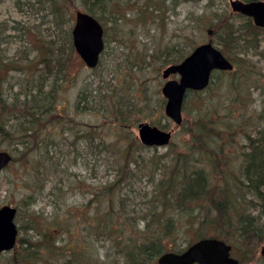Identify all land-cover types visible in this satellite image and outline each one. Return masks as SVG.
I'll return each mask as SVG.
<instances>
[{
    "label": "rangeland",
    "instance_id": "1",
    "mask_svg": "<svg viewBox=\"0 0 264 264\" xmlns=\"http://www.w3.org/2000/svg\"><path fill=\"white\" fill-rule=\"evenodd\" d=\"M68 1L65 10L71 20L65 17L60 26L46 0H0V93L10 105L4 109L9 114L6 122L14 131L25 118L37 119L24 144L0 138V150L15 157L0 175V206L17 207L19 229L15 247L0 253V264L16 256L21 241L33 245L29 240L38 243L44 232L54 236L56 248H43L47 256L42 262L24 264H125L129 249L138 248L149 236L156 239L163 215H175L177 226L175 239L170 237L162 252L184 249L199 239L200 232L214 236L233 229L223 222L218 225L216 218L200 228L192 218L196 206L192 212L175 199L168 201L167 188L162 187L156 199L151 196L153 178L159 182L171 173L166 182L178 183L187 163L205 168L215 182L208 187V194L209 188L216 190L214 204L222 198L221 188L230 186L228 197L245 195L239 211L246 206L247 212L263 213L264 221L259 199L251 204L254 197L239 192L231 180L240 175L247 131L255 134L262 125L257 117L264 112V29L258 34V47L248 50L246 57L254 67L240 80V91L230 92L215 71V92H206V104L203 92H189L177 127L164 113L163 69L180 53L186 56L209 39L222 50L221 34L213 24L222 16L240 26L246 16L234 17L229 0H111L100 17L105 49L98 65L90 68L70 48L75 12L85 7L81 0ZM42 48L50 55L49 66L43 62ZM140 122L174 128L171 142L142 147ZM199 136L204 154L191 151ZM201 155L204 161H199ZM214 165L220 168L216 171ZM221 171L230 178L225 184ZM204 203L199 212L216 217L210 212L213 201ZM232 238L239 241L231 244L240 264H264V232L246 240Z\"/></svg>",
    "mask_w": 264,
    "mask_h": 264
},
{
    "label": "trees",
    "instance_id": "2",
    "mask_svg": "<svg viewBox=\"0 0 264 264\" xmlns=\"http://www.w3.org/2000/svg\"><path fill=\"white\" fill-rule=\"evenodd\" d=\"M49 3V9L50 14L54 17L55 23L58 25H62L64 18L66 17L68 20V23H70L71 15H66V7L69 4V1L67 0H46ZM82 4L85 7V11L95 15L99 20L102 16V13L105 11V6H109L111 0H81ZM112 11V10H110ZM234 17H241L242 15L236 13L233 15ZM232 16V17H233ZM245 17V16H242ZM232 21L228 20V17H222L220 16V19L217 23L213 24L214 31L219 32V35L223 40V49L222 51L232 60L234 64V68L232 70H226V71H219L218 76L222 77L224 81L222 83L228 84V88L230 92L234 91H240V80L243 78H248L249 70L251 66L254 67V64L250 62V60L246 57L249 53L248 50H251L252 48L256 49L258 47V34L262 28L257 27L254 25L253 21L249 17H245V21L242 24L240 23V26H237L235 23V20L232 18ZM212 29V30H213ZM69 31V26H68ZM39 32V31H38ZM223 35V36H222ZM53 42V41H52ZM70 48L73 50V45L70 40ZM190 52V51H189ZM188 52V53H189ZM40 53L43 58V62L47 63L49 66V53L44 50L43 48L40 50ZM54 51L52 50V56H54ZM185 53H180L178 56V59H174L171 61V63H176L182 60V58L185 57ZM54 57H57V54H55ZM51 60V59H50ZM54 59H52L53 61ZM60 60V58H59ZM61 64L59 63L57 65L58 69H61ZM244 69L243 72H241ZM239 71L242 73L239 74ZM49 73H52L53 70L50 68L48 71ZM214 75H212V78ZM247 81V80H246ZM259 84H255V86H258ZM214 80L211 79L208 86L201 91H195L196 94H199L200 92H203L205 94L203 104H206V92L212 91L215 92L214 89ZM7 99L3 96V93H0V138L3 141L9 142V143H17L18 145L24 144L26 142L27 137H31L32 134L30 133L33 128L36 127V120L34 117L32 118H25V120L21 123L18 122L17 127L14 129V131H11L12 128L8 126L7 124V117L9 114H5L4 109L9 108L10 105H6ZM202 104V102H201ZM214 111V109H211ZM216 112V111H214ZM212 113V112H211ZM36 116H39L38 112L34 113ZM32 114V115H34ZM257 120H259V123H261V127L257 128L256 133H250L247 131V134L245 135V139L247 140V150L252 149V152H250V159L251 163L249 167L246 169V174L244 175V179L239 176L231 177L234 182V185L236 187V182H240L244 189L248 190L249 193L254 196V199L251 198V204H255V200L261 199L263 197L264 192V112H260L258 114ZM20 136V140H16L15 137ZM16 141V142H15ZM197 145L191 148V151H196L200 154H204V145L202 144V139H196ZM142 147H145L142 145ZM131 147H128L127 154L129 155ZM246 150V151H247ZM241 154L240 157V164L239 169H241L245 164L250 160L247 158H244V154ZM208 158L210 157V153L207 152ZM249 153V152H248ZM211 158V157H210ZM15 157L13 156V159L11 163L14 161ZM212 159V158H211ZM199 161H204L203 156L201 155L199 158ZM212 161L209 160V163L211 164ZM235 163V162H234ZM233 163V164H234ZM195 164V163H193ZM212 165V164H211ZM227 165V164H226ZM169 165H166L167 168ZM214 168L217 169L220 168V166L214 165ZM152 173H156L153 171ZM171 173H166V178L161 179L159 182L154 181V190L151 196H153L154 199L161 195V189L163 187V190H165V195L167 197L168 201H171L175 199L180 207H188L192 212L193 206H196V216L192 217L194 220L193 222L197 224L200 228L205 229L204 225L206 223H213L214 219L216 218V223L223 222V225H229L234 227L233 229L228 230L234 231L233 234H228L225 232H219L215 233V237L221 238L226 240L227 242H230L232 244L238 243L236 239L232 238V236H236L238 239L242 240L243 237H248L250 234H255L259 237V234L261 232H264V221H262L263 213H252L246 211V206L243 208L244 210L239 211L240 205L238 204H245L240 198H245V195L242 194L239 195H232L229 196L230 193V186H226L225 188H221L220 194L222 198L218 199L216 204L214 202L216 201V190L215 188H209L210 193L208 194V187L212 186L215 182L213 180H209V174L205 168L195 167L189 163H187L185 167V171L182 174V177L180 176V181L175 184H169L166 182L169 175ZM246 175V177H245ZM220 179L223 180L224 184L226 181H228V178L224 171H221ZM243 180V181H242ZM166 183V185H165ZM204 183V189L200 191L202 184ZM176 187V188H174ZM174 188V189H173ZM168 189H172V191L168 192ZM234 189V188H233ZM177 192V195L174 196L173 192ZM257 194L256 196L254 195ZM210 199L211 202L213 201L211 205L210 212L212 214H217L216 217H210L205 216V214H202L203 211H200L201 204L205 202L206 200ZM213 199V200H212ZM226 200V201H225ZM156 203V202H155ZM204 203V206H205ZM203 206V207H204ZM264 207V205H263ZM209 211V210H208ZM264 211V209H263ZM198 214V215H197ZM159 220L160 230L155 232V238L151 241V236H149L148 240L145 238L144 241H142L140 244H138V248L136 249H129L125 256V264H157V255L162 252V250L165 248V243L167 242L170 237L174 238L176 235H173L172 233L175 230V227L177 226V220L175 219V215H168V217H164ZM85 221H89L90 219L85 217ZM59 230H63L64 224L59 223ZM100 224V223H99ZM101 228V225H98V228ZM199 231V230H198ZM41 238L38 240V243L31 242L29 240V243H34L33 245L28 244V242L21 241V249H19V252L16 254L15 257H12L13 259H10L5 262L7 264L13 263V264H24L25 262H42V259L47 256V250L55 249L56 248V240L54 239L53 235L47 234V232H44V234H41ZM205 236H208L207 234H204V232H200L198 238H203ZM162 239V242H160ZM173 239V240H174ZM150 240V241H149ZM149 241V243H148ZM42 244L40 250L34 249L37 245ZM137 244V243H135ZM131 247V246H130ZM47 250H45V249ZM59 248H64L63 245L59 246ZM134 250V251H131ZM44 264V263H43Z\"/></svg>",
    "mask_w": 264,
    "mask_h": 264
},
{
    "label": "water",
    "instance_id": "3",
    "mask_svg": "<svg viewBox=\"0 0 264 264\" xmlns=\"http://www.w3.org/2000/svg\"><path fill=\"white\" fill-rule=\"evenodd\" d=\"M232 11L251 17L257 26L264 27V0H230ZM211 31H209L210 33ZM104 27L92 14L78 10L72 27V42L75 50L89 67L98 65L105 48ZM233 64L212 41L197 45L181 62L164 68L162 77L167 79L162 93L167 98L165 114L178 126L182 123V106L189 90H202L210 82L214 70H231ZM178 73L179 79L170 78ZM173 129L165 130L149 122L138 124V136L148 146L169 143ZM12 159L7 150H0V174ZM17 209L11 205L0 207V252L14 247L18 227L14 218ZM232 245L215 237H204L190 244L182 252L168 251L158 258L159 264H239L231 254ZM264 258V245L261 248Z\"/></svg>",
    "mask_w": 264,
    "mask_h": 264
},
{
    "label": "bare ground",
    "instance_id": "4",
    "mask_svg": "<svg viewBox=\"0 0 264 264\" xmlns=\"http://www.w3.org/2000/svg\"><path fill=\"white\" fill-rule=\"evenodd\" d=\"M98 19V18H97ZM99 20V19H98ZM70 34H71V37H72V28H71V30H70ZM241 76H242V73H241ZM166 115V114H165ZM167 116V115H166ZM204 131H206V129L204 128ZM198 139H202V136H199L198 137ZM249 152V153H248ZM250 152H252V149H248L246 152H245V154H244V158H247V159H250ZM250 163H251V159L245 164V166H243L241 169H240V171H239V173H240V177L241 178H243L244 179V175L243 174H246V169H247V167H249V165H250ZM11 164V162H8L6 165H5V167L2 169V172L6 169V167H8V165H10ZM245 177H246V175H245ZM243 181V180H242ZM204 183L202 184V186H201V190L200 191H202L203 189H204ZM236 188H237V190L239 191V192H242V193H245V192H249L248 190H246V189H244V187H243V185L240 183V182H236ZM250 194V193H249ZM251 195V194H250ZM253 195V194H252ZM254 195L256 196V199H257V194H255L254 193ZM254 197V196H253ZM226 201V200H225ZM259 201V203H261V205H264V192H263V197L261 198V199H259L258 200ZM4 205H7V204H4ZM8 205H11V204H8ZM1 206H3V205H1ZM0 206V207H1ZM11 206H13V205H11ZM16 209H17V207L16 206H14ZM17 212H18V209H17ZM17 212H16V216H17ZM16 216H15V218H14V221L16 222ZM17 224V223H16ZM17 227H18V225H17ZM18 233H19V229H18ZM261 234H262V232H261ZM261 234H259V236H261ZM211 237H215V236H211ZM215 238H218V237H215ZM245 237H243V239H244ZM219 239H221V238H219ZM224 240V239H223ZM244 240H246V239H244ZM260 254H261V251H260ZM232 256H234V255H232ZM261 256H262V254H261ZM235 257V256H234ZM263 257V256H262ZM235 258H237V257H235ZM238 260H239V264L241 263V260L239 259V258H237ZM264 259V258H263ZM157 262V261H156ZM157 264H158V262H157Z\"/></svg>",
    "mask_w": 264,
    "mask_h": 264
}]
</instances>
